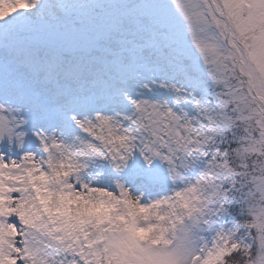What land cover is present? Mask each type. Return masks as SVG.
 Here are the masks:
<instances>
[{
	"label": "snow or ice",
	"instance_id": "snow-or-ice-1",
	"mask_svg": "<svg viewBox=\"0 0 264 264\" xmlns=\"http://www.w3.org/2000/svg\"><path fill=\"white\" fill-rule=\"evenodd\" d=\"M0 264H264V0H0Z\"/></svg>",
	"mask_w": 264,
	"mask_h": 264
}]
</instances>
